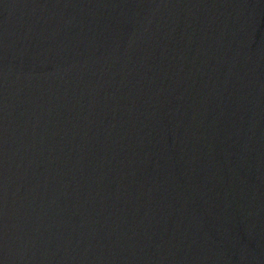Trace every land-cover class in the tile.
I'll return each mask as SVG.
<instances>
[{"label": "water", "instance_id": "obj_1", "mask_svg": "<svg viewBox=\"0 0 264 264\" xmlns=\"http://www.w3.org/2000/svg\"><path fill=\"white\" fill-rule=\"evenodd\" d=\"M0 264H264V0H0Z\"/></svg>", "mask_w": 264, "mask_h": 264}]
</instances>
